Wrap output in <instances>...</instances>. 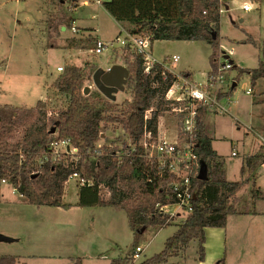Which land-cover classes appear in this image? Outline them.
<instances>
[{
	"label": "rangeland",
	"instance_id": "374dc122",
	"mask_svg": "<svg viewBox=\"0 0 264 264\" xmlns=\"http://www.w3.org/2000/svg\"><path fill=\"white\" fill-rule=\"evenodd\" d=\"M90 1L0 0V106L16 111L14 120L18 125L14 131L15 138L20 136V126L27 110L35 107L39 100L47 103L52 116L68 107L69 97L53 87L63 72L58 71V67L87 66L84 85L91 89L85 96H90L91 102L103 107L109 99L97 89L93 74L99 68L106 71L115 64H121L129 69L130 76L125 91L117 93L115 100L111 101L115 108L109 113L116 116L119 110H126L132 103L134 95L130 80L134 69L124 60L123 45L115 42L119 33L120 37L126 35V28L120 27L103 7L97 4L90 8L83 6ZM252 1L260 3L259 11L248 14L234 3V9L221 14L217 44L157 40L151 45L150 53L157 61L168 55L179 56L176 71L189 73L201 83L213 78L212 74L209 75L212 71L210 56L217 48L216 62L226 57L234 60V67L225 72V82L220 85L223 94L220 102L225 111L205 109V122L210 130H214L213 148L226 162L227 179L244 182L239 192L238 209L264 213V163L256 174L246 170L241 174L240 171L247 158L259 153L264 145V80L252 89L248 74V70L257 68L263 58L264 5L263 0ZM92 13L96 14V19L91 18ZM75 16H80L77 22ZM74 25L79 30L77 33L71 29ZM85 28L92 29L90 35ZM94 31L98 39L93 37ZM74 38L79 41L73 47L70 42ZM97 40L108 45L102 54L95 53ZM110 44H114L113 47ZM217 68L220 73L218 64ZM248 89H252L251 94L245 92ZM159 128L161 139L173 140L175 132L185 138L180 118L170 110L160 117ZM97 144L96 150L107 147L108 150L119 151L117 155L135 150L129 133L122 124L114 121L103 123ZM233 151L237 152L236 156L232 155ZM79 157L78 150L65 143L54 146L53 161ZM84 164L96 169L97 152H90ZM254 181L260 196L253 190ZM81 184L79 176L70 178L64 197V203L69 206L50 207L28 203L13 186L4 182L0 235L13 240L0 241V256H15L22 264H77L79 259L81 264H140L163 251L166 240L188 216L176 204L167 208L165 212L171 215L173 224L160 230L147 228L138 244L143 251L135 257L132 208L80 207L77 202ZM104 192L108 194L106 189ZM252 220L236 222L232 226L230 247L219 238L218 243L223 250L229 248L230 264H264V214L254 216ZM217 230L221 232L220 228ZM214 245L206 263L200 261L198 241L193 240L165 264H214L218 255L216 242ZM226 263L229 264L227 259Z\"/></svg>",
	"mask_w": 264,
	"mask_h": 264
},
{
	"label": "trees",
	"instance_id": "16d2710c",
	"mask_svg": "<svg viewBox=\"0 0 264 264\" xmlns=\"http://www.w3.org/2000/svg\"><path fill=\"white\" fill-rule=\"evenodd\" d=\"M221 4L220 0L102 2L114 20L126 28L125 31L137 37L148 38L151 45L157 40L217 44L221 30ZM85 30L92 31L89 28ZM214 33H217L216 39L213 37ZM78 41L74 38L70 45L77 46ZM122 48L124 60L134 69L130 80L134 98L126 110L116 111L119 113L116 116L109 113L115 108L111 100L100 107L91 102L90 96L83 95L87 66L77 65H68L53 83L54 89L69 97L68 107L52 116L47 103L39 100L35 107L27 110L17 138L14 136L18 125L14 120L16 111L8 106H0V202L2 185L6 182L32 205L68 207L69 204L64 203L68 182L77 174L83 182L78 193V206L132 208L134 216L131 225L136 251L147 228L160 230L173 224L170 214L160 212L161 207L177 202L169 188L173 176L167 172L162 175L156 161L146 158L140 140L146 130L152 133L154 140L158 139L160 117L171 109L172 102L166 94L175 77L171 73H163V68L158 63H154L149 72L146 71L147 61L143 53L133 49L131 44ZM218 50L219 48L215 52ZM215 52L210 56L212 71L209 75L218 71ZM262 56L258 67L248 70L252 89L264 80V47ZM218 96L221 99L223 94ZM253 101L256 102L255 98ZM148 112L151 115L146 118ZM204 113L205 109H202L200 127L192 139L198 162L192 180V211L166 240L164 250L140 264L168 263L193 240L198 241L199 259L205 260L206 229L226 228L230 215L244 213L238 209L241 199L239 192L244 182L227 179L226 162L213 148L214 130H210L206 124ZM105 121L122 124L129 133L135 150L119 155L116 153L119 151L108 150L107 147H104L105 150H96ZM55 141L68 142L69 146L78 150L80 157L53 161L52 143ZM92 151L97 152L96 169H90L84 164V159ZM202 161L208 167L206 181L198 179ZM263 163L264 145L259 153L247 158L245 165L241 167V174L245 170L256 173ZM139 164H142V172L138 176L135 169ZM253 190L257 196L260 194L256 182ZM81 263L82 260L79 259L77 264ZM218 263L227 264L225 257ZM0 264L22 263L18 262L17 257L7 255L0 256Z\"/></svg>",
	"mask_w": 264,
	"mask_h": 264
},
{
	"label": "built area",
	"instance_id": "2783aa9c",
	"mask_svg": "<svg viewBox=\"0 0 264 264\" xmlns=\"http://www.w3.org/2000/svg\"><path fill=\"white\" fill-rule=\"evenodd\" d=\"M220 1L222 3L220 7L221 14L234 9V3L238 4L237 8L248 14L260 9V3L253 2L252 0ZM71 29L74 33L79 31L75 25ZM125 33L126 35L124 34L123 37L119 35L115 38V42L123 46L131 44L133 49H137L143 53L147 61L146 71L149 72L152 65L158 63L162 66L163 73L168 72L175 77L166 96L172 102L170 111L180 118L181 132L185 138L182 139L180 134H176L175 132L173 140L161 139L160 137L154 140L152 133L146 130L140 140V144L144 147L146 158L150 161H156L162 175L167 172L173 176V180L169 182V188L172 195L176 198L177 202L175 204L188 215L193 208L192 199L194 190L192 180L195 169L198 166L192 139L200 127L202 109L215 110L216 108H220L224 110L218 95L222 92L220 85L225 82V72L233 68V61L228 57L220 60L217 62L220 66V73L218 68V71L212 74L213 78L211 80L208 79L209 81L204 83L197 82L189 73L176 71V64L180 61L179 56L168 55L162 61H157L150 53L151 43L148 38L137 37L127 31ZM113 45L110 44L112 47ZM107 46L105 42L97 40L95 53L102 54ZM58 71H64V68L58 67ZM210 81L212 82L210 83ZM245 92L251 94L252 89L245 90ZM148 117L150 116L147 115L146 118ZM58 143H65L69 146V143L66 141H55L52 145L55 146ZM72 149L77 150L76 148ZM116 153L118 154L119 152ZM232 155L236 156L237 152L233 151ZM40 162L42 163V161ZM135 171L139 176L142 172V164H139ZM74 176L78 177L77 174H74ZM172 205L169 204L161 207L160 212L166 213L165 211H168L167 208ZM142 251V247H137L135 257H139Z\"/></svg>",
	"mask_w": 264,
	"mask_h": 264
},
{
	"label": "crops",
	"instance_id": "0c3cea01",
	"mask_svg": "<svg viewBox=\"0 0 264 264\" xmlns=\"http://www.w3.org/2000/svg\"><path fill=\"white\" fill-rule=\"evenodd\" d=\"M104 1H109V0H91L90 3H86L84 4L83 6L84 7H88L90 8V6H96L99 5L100 7H103L102 5V2ZM104 8V7H103ZM105 9V8H104ZM94 10V8H93ZM106 11V10H105ZM106 13H108L106 11ZM109 14V13H108ZM110 15V14H109ZM111 16V15H110ZM112 17V16H111ZM75 22H77V20L80 18V16H75ZM91 18L92 19H96L97 16L95 13H92L91 14ZM113 18V17H112ZM85 19V18H84ZM114 20V18H113ZM115 21V20H114ZM73 22V23H75ZM91 27H94L95 26H92V25H89ZM89 26H85V27H89ZM120 27H122L120 24H119ZM123 28V27H122ZM63 30H66L65 28ZM92 30V29H91ZM91 34V31L89 32V35ZM94 36L95 37V31L93 32ZM120 34V33H119ZM96 39H98V37H95ZM232 60V58H231ZM234 62V60H232ZM236 86V85H234ZM25 120V119H24ZM159 132H160V128H159ZM242 167V166H241ZM226 170H227V165H226ZM241 170V169H240ZM258 172V170H257ZM256 174V173H255ZM248 176V174L245 175V178ZM259 178H260V173H259ZM259 180V179H258ZM258 184V182H257ZM78 203V202H77ZM264 213L263 212H257V211H244V213L242 214H233V215H230L228 217V222H227V226L226 228H220L221 232H219V230H217L218 228H207L206 229V234H207V242H206V250H207V255H206V258L205 260H200L202 262H208L206 259L209 258V253H210V250L212 248H214V244L216 242V246H217V258H216V262L215 263H218L222 258L225 257V259H227L229 261V264L231 263V261L229 260V254H230V251H229V248L230 247V243L233 241V237L230 235L231 231H232V226L237 222V223H241L245 220H252L254 216H259V215H263ZM253 221V220H252ZM224 235V237L226 239H224V237H222ZM219 238H221V242H226L227 246L226 247V250L219 245L218 241H219ZM215 240V241H214ZM232 245V244H231ZM219 247V248H218ZM199 256V254H198ZM214 263V264H215Z\"/></svg>",
	"mask_w": 264,
	"mask_h": 264
},
{
	"label": "water",
	"instance_id": "95a60500",
	"mask_svg": "<svg viewBox=\"0 0 264 264\" xmlns=\"http://www.w3.org/2000/svg\"><path fill=\"white\" fill-rule=\"evenodd\" d=\"M214 39L217 37V33L213 34ZM130 76L129 69L121 64H115L108 70L99 68L93 74V81L97 89L109 100L113 101L116 98V94L125 91V87L128 83ZM235 85V84H234ZM90 87L86 86L83 90L84 95L90 93ZM198 179H208V167L205 162H201ZM13 239L0 235V241H12Z\"/></svg>",
	"mask_w": 264,
	"mask_h": 264
}]
</instances>
